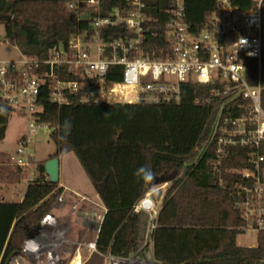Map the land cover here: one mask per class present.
I'll return each mask as SVG.
<instances>
[{"label":"trees","instance_id":"1","mask_svg":"<svg viewBox=\"0 0 264 264\" xmlns=\"http://www.w3.org/2000/svg\"><path fill=\"white\" fill-rule=\"evenodd\" d=\"M72 1L0 0V15L8 17L0 21L7 27L5 42L15 39L25 57L48 60L79 34L93 35V17H105L128 6L126 0H100L94 7L89 5L90 0H82L80 7L72 10ZM143 1L149 19L146 47L156 52L152 58L164 59L170 49L167 31L175 0ZM232 1L240 10L251 11L259 0ZM183 2L194 33L205 29L218 8V0ZM21 3L57 5L54 28L46 19L21 17ZM262 15L264 39V0ZM102 33L106 39L134 36L123 26ZM49 72L48 65L32 71L44 79L38 98L42 108L39 122L55 131L52 137L57 152L49 159L72 151L95 187L105 186L102 195L108 210L97 251L86 264H107L108 255L127 259L148 253L151 246L154 263L158 264H264V233L256 248L237 243L244 222L236 206V184L240 169L248 166L250 148L232 146L220 159L218 137L212 133L220 99L211 96L212 86L185 84L179 102H82L85 91L95 87L89 82L86 90L69 92L68 103L59 105L52 101L55 81L46 77ZM250 73L258 79V63ZM55 74L61 81L83 83L89 79L88 72L70 66L56 68ZM260 75L264 88V58ZM14 108L0 100V142L6 137ZM238 114L233 109V115ZM228 115L226 111L223 117ZM34 161V179L24 198L20 202L6 201L2 186L21 183L29 172L14 163L9 152L0 150V264H10L16 254L25 251L31 232L51 214L56 198L64 191L46 175L47 160L35 166ZM141 167L150 168L155 179L145 182L136 175ZM166 183L170 186L155 219L145 210L135 213L149 192Z\"/></svg>","mask_w":264,"mask_h":264},{"label":"built area","instance_id":"2","mask_svg":"<svg viewBox=\"0 0 264 264\" xmlns=\"http://www.w3.org/2000/svg\"><path fill=\"white\" fill-rule=\"evenodd\" d=\"M126 1V9L117 8L105 17L92 18L93 35L79 34L61 45L48 60L23 56L20 61H0V100L8 101L15 108L21 105L24 110L27 135L22 140L23 145H30V135L36 128H47L39 122L42 108L38 106L44 79L32 74L35 68L44 65L50 67L46 77L55 81L52 101L59 105L68 103L69 92L86 90L89 82L95 87L85 91L82 102H179L185 84L212 86L211 96L220 99L219 113L212 127L213 137H218L220 159L227 156L232 146L250 148L248 166L239 171L236 206L244 222L243 233L258 234L259 237L264 233V88L260 75L264 58L263 0H259L251 11L240 10L232 0H218L217 10L199 33H194L187 22L183 0H175L167 31L170 49L164 59L152 58L156 52L151 53L146 47L145 38L149 31L146 25L149 19L144 12L146 4L143 0ZM81 2L73 0L69 7L77 10ZM99 3L100 0L89 1L92 7ZM120 26L134 36L104 37L102 32ZM255 63L259 66L258 79L250 73ZM64 66L88 72V81L59 80L55 69ZM131 89L136 91L135 96L126 94ZM113 96L122 99L115 101ZM233 109L239 114L233 115ZM226 111L229 115L223 117ZM34 159L32 152L23 148L18 151V156H12L14 163L28 169ZM149 199L145 198L141 205ZM140 210L138 205L135 213ZM36 234L32 232L28 248L16 254V258L29 256L32 246L29 241ZM259 243L260 238L256 247ZM42 255L39 251V256L31 258L29 263L49 264L41 259ZM148 255L149 262H146L145 253L127 259L111 255L107 258L122 264H154L153 253Z\"/></svg>","mask_w":264,"mask_h":264},{"label":"rangeland","instance_id":"3","mask_svg":"<svg viewBox=\"0 0 264 264\" xmlns=\"http://www.w3.org/2000/svg\"><path fill=\"white\" fill-rule=\"evenodd\" d=\"M56 9L57 5L52 3L19 4L21 17L27 20L46 19L51 23L52 28H54L55 26ZM7 35L8 32L6 25L0 23V61H20L24 59V55L18 47L17 41L15 39L5 42ZM135 92V90L131 89L127 90L126 94L129 96H135ZM131 98V100L135 102V98ZM121 99L122 97H112V100L115 101H120ZM54 133L55 131L50 129L49 127L36 128L35 132L30 135V139L32 140L30 145L28 147L24 146L22 140L27 135V125L25 122L24 110L21 108V105H17L16 108H14V112L10 119L6 137L3 141L0 142V150L3 152H9L13 157L18 156V151L21 148H23L26 152L30 150L33 154V157L35 158V161L33 163V165L35 166L36 164H38V162H44L48 160L52 155L56 154L57 145L52 137ZM60 159L61 163H63V167L61 168L62 173L60 171L61 183L65 182L70 188H73L74 190H81L84 192H89L90 190L93 191L95 195L99 193V191L83 169L75 153H73L72 151H67L60 156ZM26 169L29 172L28 176L21 183L2 186L1 194L6 201L20 202L24 198L29 182L34 179L32 167ZM169 186V183L159 185L147 195L146 199L150 197L151 200L149 199L148 201H145L143 205H139L141 207V210H145V208H143L144 204L151 206V208L149 207L150 209L146 210V212H149V214L152 216V219H155L159 214L163 205L164 196ZM67 193H69L68 196L75 199V196L71 195L70 191H67ZM60 196L61 194H59V196L56 198L53 204L52 212L63 213L66 216L64 218V222L72 221L70 223L74 225V221L77 220L80 221L81 224H84L85 219L83 217H78L79 215L74 212V209L70 205V199H68V201L65 203L66 207L61 206L62 203L60 202ZM258 239V234L256 235L249 232H244L238 236L237 243L241 247L251 248L258 245ZM148 242H150L151 246V241L149 240ZM64 246V248H66L68 251L70 250L69 253L72 252V246L70 244H66ZM151 252L152 250L150 251L149 249L148 253H145L146 262L150 261L148 254H151Z\"/></svg>","mask_w":264,"mask_h":264},{"label":"crops","instance_id":"4","mask_svg":"<svg viewBox=\"0 0 264 264\" xmlns=\"http://www.w3.org/2000/svg\"><path fill=\"white\" fill-rule=\"evenodd\" d=\"M62 167L63 163H61V168ZM60 187L64 189V191L60 193L61 206L66 207L65 203L70 199V205L74 209V212L79 215L78 217H83L85 219L84 224H81L80 221L77 220L74 221V225L70 223L72 221L64 222L66 216L63 213L51 212L46 220L32 231L37 234L35 236L33 235L29 241L32 244L29 256H26L25 259L13 257L10 264H34V262L29 263V260L31 258H37L39 256V251L43 254L41 259L48 261L49 264H73L78 260H80L81 264H86L97 251L96 245L98 235L108 210L103 200V195H99L100 192L95 195L93 191L90 190L89 192L74 190L65 182L61 183V179ZM97 190L99 191V189ZM67 191H70L71 195L75 196V199L68 196L69 193H67ZM94 232L97 233L96 238L90 240ZM88 240H90L89 243H87ZM66 244L72 246L71 253H69L70 250L68 251L64 248ZM150 250H153L152 246ZM107 264L122 263L107 258Z\"/></svg>","mask_w":264,"mask_h":264},{"label":"water","instance_id":"5","mask_svg":"<svg viewBox=\"0 0 264 264\" xmlns=\"http://www.w3.org/2000/svg\"><path fill=\"white\" fill-rule=\"evenodd\" d=\"M8 17L0 15V21H7ZM55 134V133H54ZM46 175L50 179V181L54 184H59L60 182V171H61V160L60 158H51L45 163ZM105 186L99 188V192L102 195ZM151 206L144 204L145 210H149Z\"/></svg>","mask_w":264,"mask_h":264},{"label":"clouds","instance_id":"6","mask_svg":"<svg viewBox=\"0 0 264 264\" xmlns=\"http://www.w3.org/2000/svg\"><path fill=\"white\" fill-rule=\"evenodd\" d=\"M66 127H70V125L67 124L66 122ZM136 175L142 176V179L145 182H151L155 179V174L151 171L150 168L147 167H141L137 170Z\"/></svg>","mask_w":264,"mask_h":264},{"label":"bare ground","instance_id":"7","mask_svg":"<svg viewBox=\"0 0 264 264\" xmlns=\"http://www.w3.org/2000/svg\"><path fill=\"white\" fill-rule=\"evenodd\" d=\"M96 235H97V233L94 232L90 240L96 238ZM90 240H88L87 243H89ZM73 264H81V262H80V260H78V261L74 262Z\"/></svg>","mask_w":264,"mask_h":264}]
</instances>
